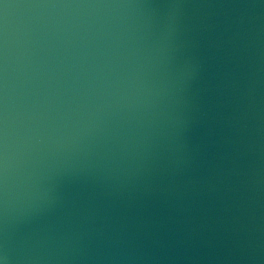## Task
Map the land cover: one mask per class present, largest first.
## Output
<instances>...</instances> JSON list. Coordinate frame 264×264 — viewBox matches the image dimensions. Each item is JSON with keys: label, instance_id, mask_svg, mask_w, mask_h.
<instances>
[{"label": "water", "instance_id": "95a60500", "mask_svg": "<svg viewBox=\"0 0 264 264\" xmlns=\"http://www.w3.org/2000/svg\"><path fill=\"white\" fill-rule=\"evenodd\" d=\"M0 264H264V0H0Z\"/></svg>", "mask_w": 264, "mask_h": 264}]
</instances>
